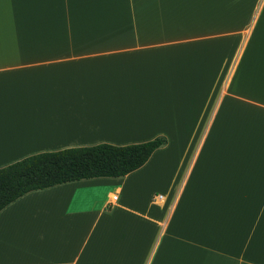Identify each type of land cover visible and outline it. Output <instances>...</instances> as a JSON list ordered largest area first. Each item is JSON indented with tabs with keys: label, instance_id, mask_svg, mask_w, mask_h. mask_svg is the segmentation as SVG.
Returning a JSON list of instances; mask_svg holds the SVG:
<instances>
[{
	"label": "crops",
	"instance_id": "crops-1",
	"mask_svg": "<svg viewBox=\"0 0 264 264\" xmlns=\"http://www.w3.org/2000/svg\"><path fill=\"white\" fill-rule=\"evenodd\" d=\"M157 137L3 208L0 264H264V0H0V168Z\"/></svg>",
	"mask_w": 264,
	"mask_h": 264
},
{
	"label": "trees",
	"instance_id": "trees-1",
	"mask_svg": "<svg viewBox=\"0 0 264 264\" xmlns=\"http://www.w3.org/2000/svg\"><path fill=\"white\" fill-rule=\"evenodd\" d=\"M166 143L164 137H157L124 146L101 143L25 157L0 168V211L31 191L82 179L125 176Z\"/></svg>",
	"mask_w": 264,
	"mask_h": 264
},
{
	"label": "built area",
	"instance_id": "built-area-1",
	"mask_svg": "<svg viewBox=\"0 0 264 264\" xmlns=\"http://www.w3.org/2000/svg\"><path fill=\"white\" fill-rule=\"evenodd\" d=\"M113 199H114V200H116V199H117V197H116V196H113Z\"/></svg>",
	"mask_w": 264,
	"mask_h": 264
}]
</instances>
